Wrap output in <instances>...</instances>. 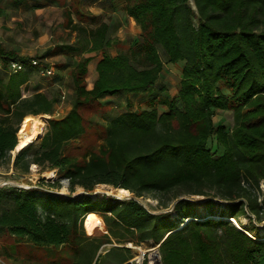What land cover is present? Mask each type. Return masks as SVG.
<instances>
[{"label": "trees", "instance_id": "16d2710c", "mask_svg": "<svg viewBox=\"0 0 264 264\" xmlns=\"http://www.w3.org/2000/svg\"><path fill=\"white\" fill-rule=\"evenodd\" d=\"M123 10L140 28L136 46L111 57L104 51L111 42L105 24L74 27L79 38L65 45L68 52L92 55L70 72L72 107L47 119L37 146L20 150L11 163L20 175L33 165L55 170L70 194L52 192L61 188L56 181H47V188L0 189V231L37 247L69 246L74 264H92L111 238L117 244L160 243L162 264H264V0H124ZM164 62L182 63L175 97L131 110L126 98L153 88ZM90 63L96 79L86 90ZM28 76H10L5 85L0 79V167L6 169L20 123L51 115L56 102L40 92L24 97ZM112 96L125 98L128 109L109 121L97 151L81 161L67 154L69 142L84 134L79 109ZM155 105L165 109L157 113ZM216 110L231 112L230 131L214 126ZM211 137L220 154L207 147ZM101 184L132 197L96 200L89 192ZM75 188L83 193L73 195ZM144 196L167 212L147 211L138 201ZM193 196L207 197L202 207L224 202L227 212L196 216ZM94 213L107 236L88 243L82 226L93 233L87 228ZM212 214L216 218H208ZM256 225L260 236L251 234ZM105 255L109 263L103 264L131 258L122 247Z\"/></svg>", "mask_w": 264, "mask_h": 264}, {"label": "rangeland", "instance_id": "374dc122", "mask_svg": "<svg viewBox=\"0 0 264 264\" xmlns=\"http://www.w3.org/2000/svg\"><path fill=\"white\" fill-rule=\"evenodd\" d=\"M56 1L58 6L48 7L34 13L5 11L2 9V1L0 2V52L7 57L12 54L11 56L25 59H38L50 71L49 75L46 76H41L38 71L28 74V81L21 88L24 97H30L32 94L40 92L48 98L53 97L56 99L51 115L27 116L19 125L20 128L24 121H30L32 119L39 120L40 136L38 140L46 131L47 119H59L70 111L73 98V85L70 72L82 58L92 55H78L68 52L69 50L65 45L72 46L76 43V39L79 38L78 31L74 27L78 29H93L97 26L96 20L92 21L91 18L89 19L87 17L92 12L81 9L78 0ZM119 17L120 20H116V24L112 25V38H109L111 42L108 45L109 48L115 49L116 54L127 52L132 47H135L140 35V28L136 24L129 26L127 19H124V17H127L126 14H124V17L123 15H119ZM107 48L104 50L106 53H108ZM159 54L164 61L160 50ZM64 55H67V57H64ZM181 67L182 63L167 64L164 62L162 71L153 88L143 95L129 96L126 98L130 103V109L133 111L146 109L148 100L150 99L156 102L159 98L172 99L175 97L181 79ZM93 68L94 64L90 63L84 78L85 88L91 83L90 77ZM19 75H11L4 70H0V79L3 85L7 83L10 76L17 78ZM155 107L157 113H161L165 109L159 105H155ZM127 109V101L121 96L118 98L113 96L104 97L98 102L88 103L82 106L79 109V113L82 118L84 134L74 141L69 142L66 153L81 161L88 153L97 151L99 145L103 142L105 128L109 121ZM3 119L5 117L0 114V120ZM212 121L214 126L221 125L227 131H230L233 124L230 111L216 110ZM38 140L32 143L34 144V148L37 146L36 143ZM207 147L216 154L221 153V149L217 147L213 137L208 140ZM18 152H11L9 167L7 169L5 166L0 167V180H9L21 186H28V189L39 187L40 185L46 187L47 181H56L61 188H50L52 192L61 194L62 196L70 194L67 191L66 180L57 178L55 170H41L33 165L25 175L17 174L14 171L9 174L12 170L11 163L13 158ZM259 188L263 194L264 183ZM126 192L125 190H118L109 185L101 184L96 185L89 193L94 195L96 200L111 198L120 201L132 197L129 192L128 194ZM82 193V189L75 188L73 195H80ZM189 199L195 202L194 211L196 216L204 213L224 214L227 212L224 202L218 201L210 206L202 207L207 197L193 196L189 197ZM138 201L147 211L153 214L167 212L159 209L156 201L149 196L139 198ZM94 214L89 217V229L86 227V221L84 223L87 230L93 233L87 234L84 226H82L83 234L86 237H90V240L87 241L88 243L89 241L104 240L105 236H107V227L100 213ZM174 214L172 212L170 218H173ZM240 224L248 226V222L244 219H240ZM251 234L257 236L262 235V227L256 225ZM111 240L112 242L110 244L103 243L100 245L92 264H95L99 256V264L109 263L105 253L111 247L128 249L131 257L136 253L135 249L126 248L124 246L126 243L117 244L114 243L112 238ZM137 245L142 248H147L152 243L148 241ZM0 264H74L73 251L69 246L57 248L37 247L25 240L17 241L5 231H0Z\"/></svg>", "mask_w": 264, "mask_h": 264}, {"label": "crops", "instance_id": "0c3cea01", "mask_svg": "<svg viewBox=\"0 0 264 264\" xmlns=\"http://www.w3.org/2000/svg\"><path fill=\"white\" fill-rule=\"evenodd\" d=\"M1 1H2L3 10L5 11L10 10L13 12L34 13V12H39L42 9L48 7L58 6L56 0H0V2ZM78 2L81 9H86L92 12L91 15L87 17H89V19L94 17V19L97 22V26L99 24L106 25L107 33H108L107 37L108 39L112 38L111 36L112 25L116 24V20H120L119 15H123L124 17V14H126L125 11L123 10L124 0H78ZM125 18L127 19V23L129 26L135 25L132 18H130L129 16L124 17V19ZM107 49H108V53L106 54H108L109 56L114 57L117 55L115 49L113 48L111 49L109 47ZM64 57H67V55H64ZM90 78H91V83L88 84L87 87L88 89L86 88V90H90L92 88L93 82L96 79V72L94 68L92 70Z\"/></svg>", "mask_w": 264, "mask_h": 264}, {"label": "built area", "instance_id": "2783aa9c", "mask_svg": "<svg viewBox=\"0 0 264 264\" xmlns=\"http://www.w3.org/2000/svg\"><path fill=\"white\" fill-rule=\"evenodd\" d=\"M0 70H4L11 75L20 73L30 74L38 71L41 76H46L49 75L50 72L48 68L44 67L38 59H25L22 57H3L1 55ZM12 171L13 170H11L9 174H11ZM262 183H264V181H262L261 184ZM9 187L17 189H28V186H21L9 180H0V189ZM124 246L126 248L135 249L136 253L133 257H131L123 264H162L159 252L160 243L152 244L150 247L147 248H142L133 243H126Z\"/></svg>", "mask_w": 264, "mask_h": 264}, {"label": "bare ground", "instance_id": "6f19581e", "mask_svg": "<svg viewBox=\"0 0 264 264\" xmlns=\"http://www.w3.org/2000/svg\"><path fill=\"white\" fill-rule=\"evenodd\" d=\"M39 119V118H38ZM18 136V142L13 150V152H17L20 150H23L25 148H27L30 144H32L34 141L38 140L39 136H40V122L37 119H32L30 121H24L20 128L19 131L17 133ZM126 194H128V192H126ZM209 215V214H207ZM216 215H210L208 218L210 217H215ZM207 218V219H208ZM189 219V218H188ZM228 220L231 223L236 224V226L241 229L237 223L235 222L234 219L228 218Z\"/></svg>", "mask_w": 264, "mask_h": 264}, {"label": "water", "instance_id": "95a60500", "mask_svg": "<svg viewBox=\"0 0 264 264\" xmlns=\"http://www.w3.org/2000/svg\"><path fill=\"white\" fill-rule=\"evenodd\" d=\"M234 224V223H233ZM235 225V224H234ZM236 226V225H235Z\"/></svg>", "mask_w": 264, "mask_h": 264}]
</instances>
